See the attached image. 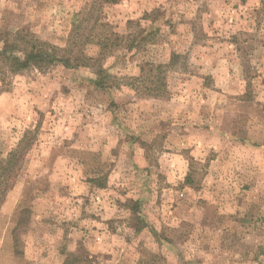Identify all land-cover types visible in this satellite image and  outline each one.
Here are the masks:
<instances>
[{
	"label": "rangeland",
	"instance_id": "1",
	"mask_svg": "<svg viewBox=\"0 0 264 264\" xmlns=\"http://www.w3.org/2000/svg\"><path fill=\"white\" fill-rule=\"evenodd\" d=\"M23 2L0 0V29H3L0 38L8 36L10 27L17 25L15 38L19 33L21 37L64 48L73 23L93 0H53L67 5L63 10L69 15L65 24L63 17L58 18L52 12L53 27L44 36H36L28 24H22L27 18L26 12L20 11ZM154 2L158 0H117L115 3L97 0L91 9L88 30L93 28L94 36L112 37V33L124 36L121 45H114L109 53L118 52L126 64L134 65L131 71L144 75L138 91L122 89L113 72L104 70L109 76L102 78L99 69H91L92 62L74 68L55 64L41 70L11 73L19 82H10L11 88L0 91V161L27 136L21 169L0 211V216L8 215V234L12 238L11 246L0 251V264H22L25 259L28 264H65L66 259H72L71 254L81 252L97 257L100 264H118L116 256L121 237L117 217L105 215L113 205L117 211L131 214L127 227L139 240L137 263L150 260L153 253L156 264H173V250L179 249L177 264H232L233 251L242 233L264 234L261 177L246 178L242 184L227 183L230 176L239 175L238 168L253 154L258 166L264 165V153L260 151L264 140L259 137L250 140L245 135L224 154L213 150L203 158V178H199L201 170L193 167L196 161L193 153L199 145L181 149L179 153L170 146L176 136L186 135V125L180 121L185 117L197 120L205 108L217 104V94L224 91L219 85H225V76L233 71L227 66L231 61L226 63L221 58L209 61V72L190 74L188 61L197 47L231 46L245 58V88L238 97V107H242L245 115L264 118V105L259 99L264 95V73L260 71L264 67L261 63L264 52L259 51L264 44L240 26L244 21L240 10L249 0L235 3L203 0L196 10V20L187 22L179 8L141 7ZM166 2L180 5L190 0ZM226 12H231L233 17H226ZM177 14L181 17L178 22ZM205 17L207 21L200 23ZM161 20L175 38V45L162 37L158 23ZM185 23L198 29L193 32L189 51L183 50L187 33L179 31ZM162 41L168 44L167 48L161 47ZM7 44L10 53L16 54L21 49L19 41ZM132 44L133 48H127ZM94 53L95 46L87 54ZM171 59L174 63L170 65ZM253 59L256 64L251 62ZM109 66L115 68L114 64ZM101 81L105 86L99 84ZM85 106L91 109L87 115ZM161 114L169 118L150 126L137 123ZM131 128L136 131H126ZM97 133L115 138V146L109 151L113 157L120 158L119 165L115 161L96 163L101 152L70 147L87 145ZM107 143L104 139L103 144ZM149 157L151 163L146 166L143 162ZM141 171L146 173L143 186L155 174L157 186L152 208L146 210V202L138 197L113 201L111 193L116 192L117 185L131 175L140 179ZM181 174L182 179L177 182L175 176ZM220 189L217 197L215 191ZM118 195L125 196L127 192L121 191ZM165 219L169 224L178 220L179 229L169 231L168 225L161 223ZM34 221L45 228L58 227L62 241L46 249L34 246L29 232ZM224 225L228 228L219 242L213 243L208 233L214 234ZM139 226L141 231L135 234ZM197 232L199 235H195ZM74 233L75 250H71L69 244ZM49 235L54 239L53 233ZM123 243L130 245L131 237H123ZM181 245L187 247L181 249ZM152 247L156 250L152 251ZM244 255L250 264H264V244L247 246Z\"/></svg>",
	"mask_w": 264,
	"mask_h": 264
},
{
	"label": "clouds",
	"instance_id": "2",
	"mask_svg": "<svg viewBox=\"0 0 264 264\" xmlns=\"http://www.w3.org/2000/svg\"><path fill=\"white\" fill-rule=\"evenodd\" d=\"M233 2H238V0H233ZM203 0H190L188 3H182L180 5L169 4L166 0H158L152 4H143L142 8H148L151 10L152 7H161L162 5L169 9L179 8L180 12L184 13V20L194 21L197 17V8L201 7ZM67 5H59L58 2L54 3L53 0H24L23 5L20 9L22 12H26L27 18L22 20V24H28L31 28L32 33L36 36L46 35L51 27H53V17L52 12H56L59 17L64 18L65 24L67 23L68 12L64 11ZM73 8L78 7L76 5ZM230 7V6H229ZM241 14L244 16V21L241 23V27L250 33L257 41L264 44V0H249V3L245 5L241 10ZM139 15V13H137ZM226 17L231 19L233 14L231 12H226L224 14ZM167 18V17H165ZM181 19L180 15L177 14L175 20L178 22ZM208 17L204 18L206 22ZM161 27L162 37L167 39L169 43L175 45V38L171 36L168 29L163 25L162 20L158 22ZM21 24V26H22ZM147 27V23L144 24ZM3 30V29H0ZM198 29H193L188 23L182 25L179 29L182 33H187L185 43L183 45L184 51H189L188 45L193 43V32ZM235 29H233L234 31ZM9 35L0 38V51L3 50L5 43H12L15 39V34L18 31L17 25H12L10 27ZM223 34V33H222ZM229 35L231 33H228ZM95 46V53L91 56L92 64L90 65L93 71L97 69H103L106 72H113L114 77L122 89H136L139 90V81L143 78V74L139 71H131L130 69L134 65L126 64L123 58L118 52H106L102 45L93 41L92 44L85 46V54L88 53L89 49ZM21 48L24 46L21 44ZM161 47L167 48L168 44L162 41ZM259 51L264 52V47L259 48ZM16 55L20 57L21 60L24 59L23 51H17ZM111 57V60H108ZM224 58L225 62L231 61L227 66L232 68L233 71L231 75H226L225 80L227 83L225 85H219L224 88L223 93H218V101L214 107L205 108L203 114L197 120L185 117L181 123L186 125L184 131L186 135L184 137L176 136L170 146L179 153L181 149L189 148L192 145H199L198 149L193 153L196 156V161L193 162V167L201 170L199 172V178H203L204 169V157L208 156L213 150L216 153L224 154L225 150H231L232 146L237 142L238 139L244 137L245 135L250 140H255L259 137L264 140V118H257L255 114L245 115L242 107H238L240 100L238 97L242 96L245 88V77H244V60L245 58L234 48L229 46L224 48L217 45L215 48L200 49L196 48L195 53L192 55L191 59L188 61L189 73H196L199 75L202 72H209L210 66L209 61ZM256 64V60L251 61ZM137 64L139 61L136 62ZM264 64V60L261 61ZM110 64H114L115 68L110 67ZM200 65H205L203 68ZM260 71L264 73V67L260 68ZM35 75V73H33ZM18 83V77H13L11 73L0 72V91H7L12 87V83ZM197 85L199 81H194ZM201 93L203 89L199 90ZM259 99L264 105V95H261ZM91 111V109L85 106V115ZM169 117L167 114H161L152 117L148 121H138L137 123H144L145 126H150L157 123L159 120H167ZM193 124H197L198 127L193 128ZM136 131L135 128L126 129V131ZM154 135V133L152 134ZM107 139L108 143L103 144V140ZM150 140V137H149ZM115 146L114 137H101L99 133L89 140L87 145L75 144L71 145L72 148L83 149L86 148L87 151L91 153L101 152V156H97L95 162H111L115 161L118 165L121 163L120 158L113 157L110 153V149ZM261 153H264V147L260 149ZM124 158L127 159V150H124ZM151 157L143 163L147 166L151 163ZM134 162V161H133ZM259 165V162L254 158V154L248 158L245 163L238 168V176H230L227 183L231 185L233 181L236 184H242L245 182L246 178L251 179L254 176L259 175L261 177V183L264 184V165ZM146 173L140 172V179H136L134 175L128 176L122 183L117 185V190L111 193L113 201L117 198L127 200L129 196L133 198H140L146 202L145 209L152 208L155 202V192L157 182L155 179V174L149 178L146 186H143V177ZM182 175L175 176V180L179 182L182 179ZM220 188V186H217ZM220 190L215 191V195L220 197ZM121 191H126L127 195L119 196L118 193ZM112 203V201H110ZM99 213V210L96 209ZM105 215H114L117 217V224L119 227L118 235H120V247L117 250V262L118 264H137L140 259L139 253L137 251V245L139 243L138 237L133 235L132 230L127 227L129 223L128 217L131 215L123 210L117 211L115 206L109 208ZM184 217H181L183 219ZM161 223L168 225L169 231L172 229H179V221H173L169 224V221L165 219ZM225 228L228 225H224L216 233H208L210 237L213 238V243H218L221 235L224 233ZM31 234V240L34 246L48 248L62 241V236L60 234V229L56 228H45L38 222L34 221L31 228L29 229ZM8 215L0 216V251H3L11 246L12 238L8 234ZM53 233L54 239L49 235ZM73 242L69 244L71 250H75V233ZM195 235H199L197 232ZM195 235L193 238L195 239ZM130 236L132 243L130 245H124L123 237ZM200 241H197L199 244ZM264 244V234L257 236L255 233H242L239 242L236 243L233 251V261L232 264H250V262L245 258V251L247 246ZM187 247V245H181V249ZM152 251L156 249L151 248ZM179 249L173 250V264H177L176 252ZM22 264H28V259H25Z\"/></svg>",
	"mask_w": 264,
	"mask_h": 264
},
{
	"label": "trees",
	"instance_id": "3",
	"mask_svg": "<svg viewBox=\"0 0 264 264\" xmlns=\"http://www.w3.org/2000/svg\"><path fill=\"white\" fill-rule=\"evenodd\" d=\"M106 1L112 3L117 2V0ZM96 2L97 0H93L92 4L88 5L82 15L73 23L68 43L64 48L33 38L27 39V37H21L18 33L14 40L15 42L19 41L20 45L22 44L24 46L19 49V51H23L24 59L21 60L16 54L10 53L8 51L9 45L6 43L5 48L0 51V70L5 74L7 72L19 74L31 69H45L55 64H62L69 68L83 65L87 66L92 60L90 55L85 54L84 49L86 45H90L93 41H96V43L103 46L106 52L113 50L112 47H114V45H121L120 43L124 41V36L120 34L112 33V37L108 35L96 37L92 33L93 28L88 30L92 14L91 9H94ZM129 23L132 22L129 21ZM96 24L97 23H94V25ZM113 38L114 42H112ZM127 48H133V44L127 46ZM176 56L178 55H173V57ZM173 63L171 59L170 65ZM98 72H102V78L109 76V74H105L103 69H99ZM99 84L105 86L103 85V81ZM26 137H24L18 146L9 153L7 158L0 161V211L9 191L14 187L18 171L21 169L20 161L24 155L22 151L24 149L23 145L26 143ZM138 222H140L141 225L143 224L139 218ZM140 229V226L137 227L135 234L140 232ZM71 256H73L72 259H66L65 264H100L97 257L89 256L84 252H81L80 255L71 254L70 257ZM155 259L156 255L152 253L150 260H140L137 264H156Z\"/></svg>",
	"mask_w": 264,
	"mask_h": 264
}]
</instances>
